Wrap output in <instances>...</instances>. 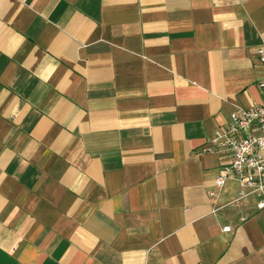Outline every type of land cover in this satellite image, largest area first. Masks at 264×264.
<instances>
[{"label":"crops","instance_id":"1","mask_svg":"<svg viewBox=\"0 0 264 264\" xmlns=\"http://www.w3.org/2000/svg\"><path fill=\"white\" fill-rule=\"evenodd\" d=\"M261 46L264 0H0V264H264L206 151Z\"/></svg>","mask_w":264,"mask_h":264},{"label":"built area","instance_id":"2","mask_svg":"<svg viewBox=\"0 0 264 264\" xmlns=\"http://www.w3.org/2000/svg\"><path fill=\"white\" fill-rule=\"evenodd\" d=\"M256 55L264 70V46L256 50ZM258 86L264 91V81ZM206 151L228 155L214 184L221 190L228 181L236 183V197L230 204L254 197L257 210H264V104L250 109L236 108L226 126L214 130ZM223 231L229 232L230 227H224Z\"/></svg>","mask_w":264,"mask_h":264}]
</instances>
